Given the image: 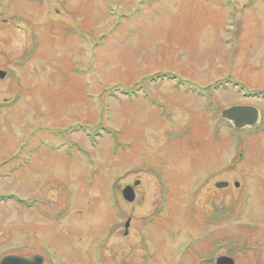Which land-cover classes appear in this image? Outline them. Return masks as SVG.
Returning a JSON list of instances; mask_svg holds the SVG:
<instances>
[{"label":"rangeland","instance_id":"rangeland-1","mask_svg":"<svg viewBox=\"0 0 264 264\" xmlns=\"http://www.w3.org/2000/svg\"><path fill=\"white\" fill-rule=\"evenodd\" d=\"M252 1L0 0L2 239L43 264H264V126L218 122L264 115Z\"/></svg>","mask_w":264,"mask_h":264},{"label":"flooded vegetation","instance_id":"flooded-vegetation-1","mask_svg":"<svg viewBox=\"0 0 264 264\" xmlns=\"http://www.w3.org/2000/svg\"><path fill=\"white\" fill-rule=\"evenodd\" d=\"M231 1L233 2V0H231ZM246 1H249V3H248L247 6L248 7H251V5L253 4V1L252 2H251V0H246ZM261 1L264 3V0H261ZM227 18L229 19V21L231 19L230 23L225 24L223 26H219L218 28H222L223 32L228 33L229 34V39L232 42H234L235 33L237 31V28H238V25L235 23V21H237V20H236V17L234 16V12H231L227 16ZM260 97L261 96H259V97H256V96H247L245 98V100H250V101L251 100H254V99H256L258 101L262 100L263 105H264V98H262V97L260 98ZM238 106L251 107V106H248L247 104H239ZM251 108H254V107H251ZM254 110L257 112V121L255 123L256 124V127L245 126L242 129H239V130L236 129V130H234V128L231 125L230 121H226V120H224L222 118V112H220V114H219L218 122L221 125L228 126L233 131L232 132L233 133L232 136L238 134V132H243V131H250L252 135L253 134H257L258 132H260L262 130V128L264 126V115L259 110H257L256 108H254ZM234 132H236V134ZM237 146L239 147L240 145L238 144ZM28 161H29V159H28ZM218 183H227L228 185L225 188L219 189V188L216 187V185ZM236 183L237 182H234L233 183V186L235 188H238L239 187V183H237L238 186H235ZM213 185H214V188L216 189V191L217 190L227 189L229 187V183L228 182H224V181H216V182L213 183ZM136 188L137 187H134V189H133L134 190V193H135V198H136ZM1 236L2 235L0 234V262L3 259L8 258V257H17V258H22V259L28 260L27 264H29V263L30 264H34V258H35V256L33 254V249H31L30 251H28L27 254H24V253H22V250H24V248L23 247L22 248H19V246H18V240L16 238H14L13 235H11L12 238L9 237L6 240H3ZM6 237H7V235H6ZM10 239L12 241H10ZM13 242H15V243H13ZM27 248H29V245H28ZM31 261H32V263H31ZM205 261H207L208 264H211V262H208V260H205ZM214 264H215V261H214ZM234 264H235V260H234Z\"/></svg>","mask_w":264,"mask_h":264},{"label":"water","instance_id":"water-1","mask_svg":"<svg viewBox=\"0 0 264 264\" xmlns=\"http://www.w3.org/2000/svg\"><path fill=\"white\" fill-rule=\"evenodd\" d=\"M4 76L5 73L0 72V79H3ZM222 118L230 121L236 129H242L245 126L254 127L257 121V112L254 110V108L251 107L232 106L222 112ZM135 184L137 185V183ZM227 185V183H218L216 187L222 189L227 187ZM235 186H238V184L236 183ZM122 197L126 202L131 203L135 197L133 188L131 186H127L126 188H124L122 191ZM125 227L127 229L128 222ZM27 262L28 260L26 259L8 257L3 259L0 264H27ZM34 264H43L42 259L36 256L34 258ZM215 264H234V261L229 257L221 256L216 259Z\"/></svg>","mask_w":264,"mask_h":264}]
</instances>
